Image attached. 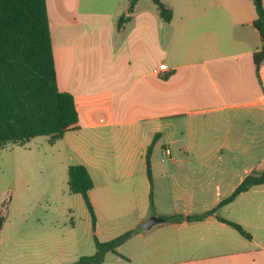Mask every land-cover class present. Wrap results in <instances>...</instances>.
<instances>
[{"label":"crops","instance_id":"obj_1","mask_svg":"<svg viewBox=\"0 0 264 264\" xmlns=\"http://www.w3.org/2000/svg\"><path fill=\"white\" fill-rule=\"evenodd\" d=\"M163 1L173 11L170 21L152 0H140L120 28L130 0H47L58 85L73 93L81 123L52 145L68 185L71 165L88 168L97 220L94 230L82 194L72 192L79 208L71 209L73 226L35 238L49 254L45 263H74L97 251L95 236L109 241L141 227L99 264H264V184L219 206L250 173L264 171L256 6ZM164 62L170 70L156 76L153 69ZM223 121L230 125L221 133L213 125ZM166 147L172 154L163 159ZM226 153L243 161L221 163ZM216 207L203 219L142 227L153 215L192 216Z\"/></svg>","mask_w":264,"mask_h":264},{"label":"trees","instance_id":"obj_2","mask_svg":"<svg viewBox=\"0 0 264 264\" xmlns=\"http://www.w3.org/2000/svg\"><path fill=\"white\" fill-rule=\"evenodd\" d=\"M140 0H130L127 13L119 20V27L131 20ZM165 21H170L173 11L163 0H152ZM258 17L255 26L260 31L263 46L254 53L257 75L260 77L264 64V2L253 0ZM81 128L80 116L73 93L62 91L53 51L47 0H0V149L10 143L25 144L37 136H51V143L67 131ZM151 147L148 152V175L152 182L150 163ZM264 184V171H253L225 198L219 206L233 201L242 192ZM94 180L83 164L69 167V188L82 194L92 215L96 229V213L89 191ZM217 210L185 216L183 214L162 215L169 222L185 219H203ZM236 227L244 236L251 234L239 223L219 217ZM5 216L0 213V231ZM141 227L132 229L109 240L100 241L95 236L97 251L93 255L80 257L70 264H99L108 252L118 253V247L126 242Z\"/></svg>","mask_w":264,"mask_h":264},{"label":"rangeland","instance_id":"obj_3","mask_svg":"<svg viewBox=\"0 0 264 264\" xmlns=\"http://www.w3.org/2000/svg\"><path fill=\"white\" fill-rule=\"evenodd\" d=\"M162 54L158 48V60ZM206 124L212 127L211 122ZM229 125L223 121L213 126L223 133ZM260 151V145H254V152ZM243 158L226 153L221 163H240ZM59 159L47 135L0 149V213L6 221L0 235V264H49L45 263L49 254L35 238L55 226H73L70 212L79 209L78 201Z\"/></svg>","mask_w":264,"mask_h":264},{"label":"built area","instance_id":"obj_4","mask_svg":"<svg viewBox=\"0 0 264 264\" xmlns=\"http://www.w3.org/2000/svg\"><path fill=\"white\" fill-rule=\"evenodd\" d=\"M170 70L169 66L167 63H161L159 66L155 67L153 69V73L156 76H162L164 75L166 72H168ZM172 154V150L170 147H166L163 150V159L170 157Z\"/></svg>","mask_w":264,"mask_h":264},{"label":"water","instance_id":"obj_5","mask_svg":"<svg viewBox=\"0 0 264 264\" xmlns=\"http://www.w3.org/2000/svg\"><path fill=\"white\" fill-rule=\"evenodd\" d=\"M164 221H165V218L153 215L147 221L142 223V227L146 230V229L151 228L153 225L164 222Z\"/></svg>","mask_w":264,"mask_h":264}]
</instances>
